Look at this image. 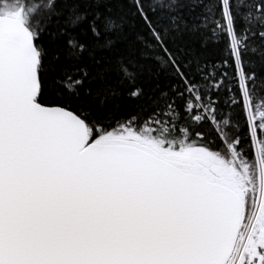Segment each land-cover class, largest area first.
<instances>
[{
	"label": "snow or ice",
	"instance_id": "1",
	"mask_svg": "<svg viewBox=\"0 0 264 264\" xmlns=\"http://www.w3.org/2000/svg\"><path fill=\"white\" fill-rule=\"evenodd\" d=\"M0 264H264V0H0Z\"/></svg>",
	"mask_w": 264,
	"mask_h": 264
},
{
	"label": "trees",
	"instance_id": "2",
	"mask_svg": "<svg viewBox=\"0 0 264 264\" xmlns=\"http://www.w3.org/2000/svg\"><path fill=\"white\" fill-rule=\"evenodd\" d=\"M132 110H133V109L128 108V111H132ZM236 111L239 112V109L237 108Z\"/></svg>",
	"mask_w": 264,
	"mask_h": 264
}]
</instances>
